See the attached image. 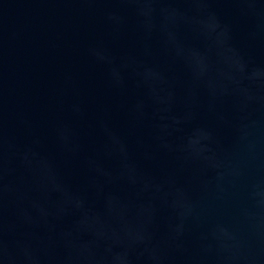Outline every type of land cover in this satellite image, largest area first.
Instances as JSON below:
<instances>
[{
    "label": "water",
    "instance_id": "95a60500",
    "mask_svg": "<svg viewBox=\"0 0 264 264\" xmlns=\"http://www.w3.org/2000/svg\"><path fill=\"white\" fill-rule=\"evenodd\" d=\"M0 264H264V0H0Z\"/></svg>",
    "mask_w": 264,
    "mask_h": 264
}]
</instances>
